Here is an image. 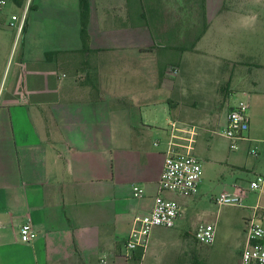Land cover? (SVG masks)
Returning <instances> with one entry per match:
<instances>
[{
  "label": "crops",
  "instance_id": "1",
  "mask_svg": "<svg viewBox=\"0 0 264 264\" xmlns=\"http://www.w3.org/2000/svg\"><path fill=\"white\" fill-rule=\"evenodd\" d=\"M4 1L0 264H142L147 246L139 258V249L127 254L122 246L159 193L165 153L190 140L200 160L222 162L210 140L221 136L229 149L223 130L230 98L241 89L223 64H236L244 76L239 55L224 53L223 44L231 28L261 22L245 14L253 9L241 0H90L83 40L78 0H27L15 5L18 12ZM23 13L17 35L11 16ZM209 55L215 63L203 60ZM257 67L264 71V63ZM249 81L248 139L238 149L246 159L250 149L261 151L257 165H264V73ZM227 155L225 162L250 170ZM256 190L255 205L264 208V186L248 193ZM160 193L179 203L180 214L173 227L151 230H191L182 212L196 193ZM27 220L38 236L23 242L19 228Z\"/></svg>",
  "mask_w": 264,
  "mask_h": 264
},
{
  "label": "rangeland",
  "instance_id": "2",
  "mask_svg": "<svg viewBox=\"0 0 264 264\" xmlns=\"http://www.w3.org/2000/svg\"><path fill=\"white\" fill-rule=\"evenodd\" d=\"M241 4L251 6L250 8L253 11L245 12V14H256L261 26L246 27V29L241 27L239 30L238 28H231L234 31L230 38L231 42L223 44L225 47L224 53L235 57L239 55L241 73L244 76L246 74V78H242L244 76L241 74L240 79L236 64L235 66H232L233 64L229 65V62V64H223L224 68L229 69V73L233 74L231 77L232 85H237L238 82L241 86V89L238 87V92L233 95V98H230L229 103L231 105L236 99L248 98L243 91H245V87L251 85L249 79L264 73L262 69H257L259 64L264 63V0H241ZM5 7L19 11L11 0H6ZM211 58L209 55L203 60H207V64L209 62L211 64L215 63ZM224 80H221L222 86L228 84V78ZM221 91H223L222 102H224L228 90L223 88ZM229 97L232 96L229 95ZM249 99H252L253 102V97ZM220 108L225 109L226 105H222ZM201 110L200 114L202 116L209 115L205 109ZM210 144L216 148L218 152L217 159L222 160V162H208L203 158L200 160L202 186L198 188V192L195 198L191 200L190 205L184 208L182 212L183 217L192 224L191 230H150L146 255L142 264H194L195 262L197 264H239V253L245 237L244 222L246 218L253 214L252 207L257 204L259 192L256 190L247 193L241 205H218L215 198L224 190L231 191L230 186L233 184L241 187L245 182L249 183L251 179H255L256 173L264 170L262 163L257 165L262 160V152L258 150L259 156L248 154L246 159L241 157V147L233 152L229 151L226 140L221 136H214L210 140ZM228 153L236 157L235 161L239 165L246 162L250 170L243 169L241 166L233 167L225 162ZM230 159H232V155H230ZM257 220L259 219L257 218ZM200 222L215 223L216 237L210 245L201 244L195 238L196 230H194L193 224ZM122 249L125 251L124 245ZM143 251L138 250L136 253L138 258ZM192 259H195V262H191Z\"/></svg>",
  "mask_w": 264,
  "mask_h": 264
},
{
  "label": "built area",
  "instance_id": "3",
  "mask_svg": "<svg viewBox=\"0 0 264 264\" xmlns=\"http://www.w3.org/2000/svg\"><path fill=\"white\" fill-rule=\"evenodd\" d=\"M4 2V0H0V5ZM24 13L21 17L11 16L12 21L17 20L15 25L11 22V25L16 28L17 35L20 34L24 26ZM170 69L173 71L176 67L171 66ZM250 107L251 103L247 99H237L228 109L227 123L223 134L228 140L230 150L238 149L239 144L248 139ZM249 153L256 155L257 152L253 148L249 150ZM201 175V161L191 152L190 140L181 143L176 148L173 145L169 146L164 156L163 169L158 181L159 193L154 196L150 210L134 218L133 227L124 242L127 254L137 249L144 250L146 248L152 227L171 228L174 226L180 214V205L176 200L164 197L160 192L166 190L183 195H193L198 190ZM262 186H264V172L249 182V189L235 185L234 191L221 192L215 198V202L218 205H241L249 190L259 189ZM133 189L136 196L142 194L140 187L134 186ZM252 210L253 214L244 222L246 243L241 251L240 264H264V224L261 221L264 218V208L255 205ZM19 235L23 242H29L38 236V232L27 220L20 226ZM215 235L213 222L200 224L195 232L196 240L204 245L212 244ZM95 264H105V260L99 259Z\"/></svg>",
  "mask_w": 264,
  "mask_h": 264
},
{
  "label": "trees",
  "instance_id": "4",
  "mask_svg": "<svg viewBox=\"0 0 264 264\" xmlns=\"http://www.w3.org/2000/svg\"><path fill=\"white\" fill-rule=\"evenodd\" d=\"M11 1L17 7H23L26 2V0H11ZM89 1L90 0H78L79 18H80V36L83 40L87 35L86 27H87L88 15H89Z\"/></svg>",
  "mask_w": 264,
  "mask_h": 264
}]
</instances>
